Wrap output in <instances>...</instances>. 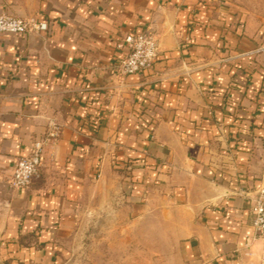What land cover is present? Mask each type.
<instances>
[{
	"label": "crops",
	"instance_id": "1",
	"mask_svg": "<svg viewBox=\"0 0 264 264\" xmlns=\"http://www.w3.org/2000/svg\"><path fill=\"white\" fill-rule=\"evenodd\" d=\"M0 13L48 24L0 33V264H69L88 213L139 219L142 264L151 247L157 264H260L264 0H0ZM143 31L154 66L119 74ZM43 139L38 176L12 187Z\"/></svg>",
	"mask_w": 264,
	"mask_h": 264
},
{
	"label": "built area",
	"instance_id": "2",
	"mask_svg": "<svg viewBox=\"0 0 264 264\" xmlns=\"http://www.w3.org/2000/svg\"><path fill=\"white\" fill-rule=\"evenodd\" d=\"M48 24L35 17L23 18L11 14L0 13V33L28 34L31 32L47 30ZM128 43L126 55L118 64V72L121 75H129L142 70L151 69L156 62L159 52V40L155 33L143 31L126 36ZM52 137L58 135V130L49 134ZM48 139L34 142L29 154L19 157L14 166L11 186L14 188H26L33 179L38 176L42 166L45 144ZM251 211L253 214V228L256 236L262 241L260 264H264V185H260L251 197Z\"/></svg>",
	"mask_w": 264,
	"mask_h": 264
},
{
	"label": "rangeland",
	"instance_id": "3",
	"mask_svg": "<svg viewBox=\"0 0 264 264\" xmlns=\"http://www.w3.org/2000/svg\"><path fill=\"white\" fill-rule=\"evenodd\" d=\"M117 205L120 207V202ZM154 220L155 217H151L149 223L153 224ZM81 223L80 231L76 229L66 241L69 264H142L140 253H146L147 250L140 248L143 234L139 219L132 220L124 216L117 219L94 217L88 213ZM128 224L138 226V231L135 228L132 232H126L125 226ZM150 237H153L152 233ZM158 251L150 248L148 264H157ZM161 253L167 256V253Z\"/></svg>",
	"mask_w": 264,
	"mask_h": 264
},
{
	"label": "trees",
	"instance_id": "4",
	"mask_svg": "<svg viewBox=\"0 0 264 264\" xmlns=\"http://www.w3.org/2000/svg\"><path fill=\"white\" fill-rule=\"evenodd\" d=\"M129 163H131V164H132L133 162L131 161V162H129Z\"/></svg>",
	"mask_w": 264,
	"mask_h": 264
}]
</instances>
